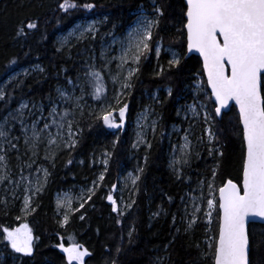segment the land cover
<instances>
[{"label":"trees","instance_id":"trees-1","mask_svg":"<svg viewBox=\"0 0 264 264\" xmlns=\"http://www.w3.org/2000/svg\"><path fill=\"white\" fill-rule=\"evenodd\" d=\"M73 2L78 6L65 12L59 8L63 0H0V85L11 74L30 70L28 75L18 77L3 89L5 100L0 101V119L9 112L14 113L21 102L47 110L49 98L57 101V89L66 87L69 79L76 82L80 76L87 78L85 73L91 65L99 70L96 57L102 44L112 37H122L140 12L153 14L155 3L163 8L164 16L160 18L158 29L153 30V40L149 41L152 50L141 57L139 71L130 81L132 87L119 98L121 105H114L112 114L117 122H120L119 107L124 103L129 106L124 127L112 131L97 115L76 111L78 143L74 149L43 162L48 175L43 190L31 196L34 211L22 218L20 203L6 195L0 196V236L4 227L12 229L27 224L34 237L31 257L14 253L5 246L6 242H0V264H67L66 257L58 250L59 244L65 247L79 244L87 249L90 255L85 258L86 264H112L114 259L118 264H211L209 244L214 243L218 235V208L214 209L210 222L206 221L203 208L196 222L188 228L182 200L187 193L200 188L207 203L209 181L214 182L216 197L218 188L228 179L240 185L244 145L235 108L222 119L215 117L213 103L205 95L207 88L201 62L194 56L185 57L186 36L181 23L186 9L183 0ZM86 3L95 7L85 9L82 5ZM87 21L98 23L93 38L89 35L60 47L61 35ZM28 22H35L37 27L28 30ZM21 27L25 28L26 35L17 36ZM157 43L163 49L180 54L181 64L177 68L169 69L170 58L163 51L159 58L155 56ZM57 48L61 50L58 52ZM159 66L164 72L157 76ZM37 67L44 71L39 72ZM198 80L202 89L199 99L207 104L214 117L210 123L217 137L215 146L223 156L209 154L210 145L205 135L209 124L205 120L190 127L177 114L180 106L193 103L191 91ZM106 100L110 102L108 97ZM145 109L150 110L151 120L156 121L155 132L153 129L148 132L146 148L135 152L132 149L133 123ZM172 126L184 131L193 143L192 153L187 164L180 168L179 178L169 167ZM101 157L107 160L105 167L90 168V160ZM69 159L71 164H68ZM136 168L139 179L132 203L124 215L118 216L112 212L107 195L111 194L116 201L113 186L118 185L120 174ZM97 171H101L104 179L94 185L95 195L84 208L73 211L69 222L62 226L56 216L55 196L62 192L75 194L95 179ZM81 214L85 216L83 221L79 218ZM248 231L252 264H264V226L251 224ZM117 246L122 249L119 254L115 251Z\"/></svg>","mask_w":264,"mask_h":264},{"label":"snow or ice","instance_id":"snow-or-ice-1","mask_svg":"<svg viewBox=\"0 0 264 264\" xmlns=\"http://www.w3.org/2000/svg\"><path fill=\"white\" fill-rule=\"evenodd\" d=\"M184 4L186 9L183 11V17L186 19H182L181 23L183 29L186 30L187 53L199 54L203 75L207 77L206 88L211 90L210 95L207 91H205V95L209 101L214 102L215 117L222 119L225 110H230V102H234L238 109L245 148L242 187L228 179L218 188L217 198L214 182H208V211L205 215L211 217L212 210L218 208L219 219L218 237L215 238L214 243L209 244L208 256L211 258V264H252L251 241L247 224L250 222L249 218H259L264 221V95H262L264 93V0H184ZM77 6L73 0H63V3L59 4V8L65 12ZM82 7L91 10L95 5L86 3ZM153 12L155 13L153 18L141 17L137 26L128 34V46L120 57L119 67L129 64L130 61L136 67L129 68L121 84L122 89L132 87L130 81L139 71L141 57L152 50L149 41L153 40V30L158 29L160 18L164 16V10L154 3ZM36 27L35 22L26 24L28 30ZM92 30V26L85 29L89 32ZM177 31L181 30L177 29ZM16 35H26L25 28H19ZM181 35H184V32H181ZM60 50L57 48L58 52ZM155 52L159 58L161 48L157 46ZM12 63L15 64V61ZM180 64V54L173 52L172 58L168 61L169 69L177 68ZM159 68L157 76L164 72L162 66ZM37 70L44 71L39 67ZM24 74L28 75V72L25 71ZM85 76L87 77L86 83L93 88L92 98L101 99L104 93V83L100 71L91 65ZM113 82L115 83L116 79ZM68 84L74 88L79 87L83 93V84H76L71 79L68 80ZM197 90H200L199 85ZM57 94L59 100L71 107L60 108L57 106L58 101H52L49 98L50 107L47 116H45L43 107H37L34 104L32 108L40 114L32 121L31 136H29L28 126L24 122V110L29 109V105L21 102L19 108L15 110L18 115L9 112L0 122V140L8 142L10 148H17V145L12 144L9 139L11 128L7 127L11 120H15L20 123L25 145L29 146L28 150L33 151V154H36L34 150L45 134L49 145L57 144L59 140L63 141L66 148L74 149L78 143L75 137L79 134L76 110L80 109L79 101L82 96L69 95L63 88H58ZM120 94L122 93L115 97L117 105H121ZM171 94V90H169V95ZM3 100H5V94L0 90V101ZM128 107L126 103L119 107V123L110 110H105L97 116V119H102L104 125L109 129H122ZM202 107L206 109L207 106L203 105ZM189 108L195 115V107L189 106ZM29 115H35V112L29 109ZM212 119L214 117L206 112L204 120L209 124L205 129V135L208 137L207 143L210 145L208 151L210 155L218 153L223 156V152L215 146L217 137L210 123ZM41 122L43 126L38 127ZM152 124L155 132L156 121H153ZM52 128L56 129L55 133L51 131ZM12 139H18V137H12ZM184 140L186 144L182 146V149L189 146L187 135ZM200 140L203 142V137ZM148 147L151 145L148 144ZM6 151L0 146V152L6 153ZM5 160L6 155H0V183L8 180ZM71 163L72 160L69 159L68 164ZM104 163L107 164V160ZM178 163H180L179 160L173 161V165ZM184 163H187V160H184ZM140 171L143 172V169ZM215 174L216 169L214 168L213 176ZM47 175V170H45V177ZM99 179L103 180L104 175L101 174ZM138 179L139 176L133 179V184ZM113 187L115 188V185ZM39 191L40 187H37L35 192ZM93 195H95V188L89 190V195L86 198H82L79 208L74 209L69 201L64 213L63 225L69 222V213L84 208L85 203L90 201ZM107 200L112 205V212L122 216L123 212L111 194L107 195ZM57 206L65 207L64 203L60 201ZM200 210V208H196L197 212ZM21 211H34V208L31 207L30 196L24 197ZM79 218L83 221L85 216L81 214ZM196 219L198 218L194 216L193 220L189 222L188 228L192 227ZM117 223L120 221L117 220ZM2 233L0 242H6L5 246L10 247L12 252L26 257L33 255L34 237L32 229L27 224L12 229L4 227ZM128 236L131 238L132 233L129 232ZM58 247L65 254L67 264H86L84 258L90 255L89 251L82 249L79 244H72L68 247L60 244ZM121 250L119 246L115 249L117 254ZM112 264H118V261L114 259Z\"/></svg>","mask_w":264,"mask_h":264},{"label":"rangeland","instance_id":"rangeland-1","mask_svg":"<svg viewBox=\"0 0 264 264\" xmlns=\"http://www.w3.org/2000/svg\"><path fill=\"white\" fill-rule=\"evenodd\" d=\"M147 16L149 18H153L155 14H146L144 12H140L137 16V20L134 24L125 32L122 37H112L104 42L100 48V52L96 57L97 68L100 71L103 83H104V93L101 99H93L92 92L93 88L86 83L87 78L80 76L76 84H83L84 91L81 92L79 87H73L67 83V86L64 87L69 95H74L76 97L82 96L80 99V109L76 110L78 112H86L91 113L94 115H101L105 110H110L113 112L114 105H117V101L115 97L117 94L122 93L119 95V98L125 94L127 89H122L121 84L124 81V77L127 75V72L130 67H136L135 64H132L131 61L129 64L123 65V67H119L121 64L120 57L122 56L124 49L128 46V34L129 32L133 31V29L137 26L138 20L143 17ZM89 26H92V31H85ZM98 23L95 21H87L81 24L75 25L72 29L68 30L66 33L61 35L58 38V43L60 47H65L71 43H75L77 41H81L86 36L94 37L95 33L97 32ZM83 33V35H82ZM159 46L161 48V52L169 55V58H172V53L175 52L169 48H162L160 43L156 44V47ZM155 47V48H156ZM156 56V52H155ZM157 57V56H156ZM25 71L28 73L30 70H20L16 73L11 74L3 84L0 85V90L3 89L9 84L11 81L17 79L20 76H24ZM14 77V78H13ZM114 79L116 82L114 83ZM10 81V82H9ZM198 85L200 86V90L198 91ZM201 83L198 80L193 84V89L191 91L194 100L193 103L182 105L178 108V116L183 123L189 125L190 127H195L197 121L204 120V116L206 112L210 114L208 107L206 109L202 107L206 105L199 99V95L201 93ZM107 97L110 99V102H107ZM57 106L60 108L71 107L68 104H65L63 101L59 100L57 94ZM29 105V104H28ZM33 105H29V109L35 112V115H29V109L24 110V122L25 125L28 126V135L31 136V123L32 121L38 116L40 113L36 111V109L32 108ZM189 106H194L196 109V114L194 115L193 112L190 110ZM40 107V106H37ZM19 108V107H18ZM49 108L43 109L44 115L47 116ZM14 115H18L16 112L13 113ZM6 114L5 116H7ZM4 116V117H5ZM3 117V118H4ZM3 118L0 119V122L3 121ZM116 119V118H115ZM152 120L150 118V110L145 109L141 112L135 119L133 123V140H132V149L136 152L140 148H146L147 141H146V134L153 129ZM119 123V122H117ZM42 122L38 127H42ZM7 127L11 128V133L9 139H11L12 144H16L17 148L13 149L10 148L8 142L0 140V146L6 149L5 152H0V155H6L5 163L7 165V175L8 180H5L3 183H0V196L6 195L8 196L11 201L19 202L20 207L22 208L24 197L25 196H34L37 194L35 189L40 187L41 192L46 184L47 176L45 177V170L46 167L43 165L44 161H51L58 153L69 150L65 147L63 141H59L57 144L49 145L47 135L45 134L41 142L39 143L38 147L34 150L36 154H33V151L28 150L29 146L25 145L24 142V135L21 132V125L15 120H11ZM113 131V129H111ZM51 131L55 133L56 129L52 128ZM175 134V136H173ZM66 135V132H65ZM172 141L170 143V155H169V167L176 175H180V168L185 166L187 163H184V160L188 161V158L193 150V143L191 142L190 138L188 137L187 143L188 147L182 146L186 144L184 137L186 133L181 131L179 128L172 126L170 129V137ZM12 137H18V139H12ZM76 138V137H75ZM135 145V147H134ZM47 157V158H46ZM106 158L103 157L98 159H91L90 160V168L93 166L96 168L105 167ZM179 160L180 163L173 165V161ZM101 175V171H97L94 173L95 179L87 186L80 188L75 194L71 192H62L55 196L54 204L56 209V216L59 220V223L63 225V217L64 213L67 210V204L71 201L72 207L75 209V206L79 208V205L82 201V198H86L89 195V190L94 188V185L100 180L99 177ZM139 175V169L136 168L135 171H125L122 172L119 176L118 185L113 189L114 194H116V202L118 207L123 212L129 209L133 195L135 194V184H133V179H135ZM11 181V182H9ZM137 181V180H136ZM7 188H6V186ZM38 192V193H39ZM204 191L200 188L194 189L192 192L187 193L183 200L182 205L184 206V214L187 216V222H191L193 217L196 218L201 213L202 209L204 208V214L208 211L207 203H204ZM58 201L63 202L65 207H58ZM196 208H200V211H196ZM73 212V211H72ZM70 212L69 215L72 213ZM214 209L212 210V214ZM28 212H22V218L27 215ZM212 216V215H211ZM206 221L210 222L209 216H206Z\"/></svg>","mask_w":264,"mask_h":264},{"label":"water","instance_id":"water-1","mask_svg":"<svg viewBox=\"0 0 264 264\" xmlns=\"http://www.w3.org/2000/svg\"><path fill=\"white\" fill-rule=\"evenodd\" d=\"M183 2H184V0H183ZM185 5V4H184ZM185 7H186V5H185ZM186 19V18H185ZM184 31H185V36H186V30L184 29ZM190 56H194V57H197L199 60H200V62H201V66H202V61H201V59H200V57H199V54L198 53H187V50H186V55H185V57L186 58H188V57H190ZM204 76V75H203ZM204 80H205V83L207 84V77L206 76H204ZM207 91H208V93H209V95H210V89H207ZM212 103H214V102H212ZM235 108V110H236V112H237V115H238V118H239V114H238V109L236 108V106H235V104H234V102H230V104H229V109H231V108ZM229 110H225V113H227ZM215 113V112H214ZM218 118V117H217ZM240 127H241V130H242V126L240 125ZM243 139V138H242ZM244 154H245V148H244ZM244 159V158H243ZM242 169H243V164H242ZM239 186H241L242 187V172H241V183H240V185ZM218 195H219V193L217 192V198H218ZM249 220H250V222L247 224V228L249 229V226L251 225V224H259V225H262V226H264V221H262V220H260L259 218H249ZM218 228H219V220H218ZM217 237H218V235H217ZM60 245V244H59ZM82 249H83V247H82ZM58 250H59V252L61 253V254H63V255H65L61 250H60V248L58 247ZM85 259V258H84Z\"/></svg>","mask_w":264,"mask_h":264}]
</instances>
